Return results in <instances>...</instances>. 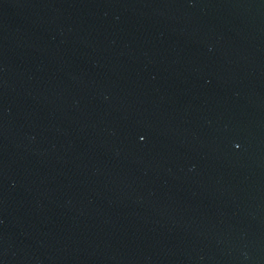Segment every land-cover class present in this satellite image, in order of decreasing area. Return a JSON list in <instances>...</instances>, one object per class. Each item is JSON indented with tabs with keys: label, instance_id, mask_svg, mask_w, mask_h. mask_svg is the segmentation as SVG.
Wrapping results in <instances>:
<instances>
[{
	"label": "water",
	"instance_id": "water-1",
	"mask_svg": "<svg viewBox=\"0 0 264 264\" xmlns=\"http://www.w3.org/2000/svg\"><path fill=\"white\" fill-rule=\"evenodd\" d=\"M0 264H264V0H0Z\"/></svg>",
	"mask_w": 264,
	"mask_h": 264
}]
</instances>
